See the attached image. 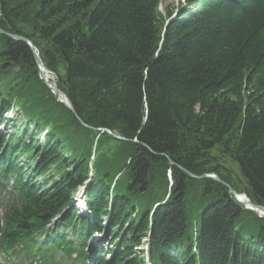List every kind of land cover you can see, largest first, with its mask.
Wrapping results in <instances>:
<instances>
[{"label":"trees","instance_id":"1","mask_svg":"<svg viewBox=\"0 0 264 264\" xmlns=\"http://www.w3.org/2000/svg\"><path fill=\"white\" fill-rule=\"evenodd\" d=\"M160 1L0 0L3 258L264 264V0Z\"/></svg>","mask_w":264,"mask_h":264},{"label":"water","instance_id":"2","mask_svg":"<svg viewBox=\"0 0 264 264\" xmlns=\"http://www.w3.org/2000/svg\"><path fill=\"white\" fill-rule=\"evenodd\" d=\"M4 31H2L0 29V33H3ZM8 36L12 37V38H15V39H18V40H21L23 42H25L32 54H33V57H34V60L38 66V70H39V77L41 79H43V81L47 84V87L58 97V100L60 102H62L66 107H68L74 114V109L69 101V99L66 97V95L56 86V82H57V77H56V74L51 72L49 69H47L45 67V65L42 63L37 51H35L34 49V46L33 44L31 43V41L29 39H27L26 37H23V36H19V35H15V34H10L8 32H5ZM44 73H43V72ZM45 72H47L49 75L51 74V78L49 80V82L46 81V79L44 78V75H45ZM76 115V114H75ZM106 131L108 133H110L113 137L115 138H120V139H123L121 138L120 136H118L117 134L115 133H111L110 130L106 129ZM240 174L242 175L241 171H240ZM190 176L194 177L195 175L189 173ZM199 178H203V177H213L215 179H218V177L214 174V175H211L209 176L208 174H201L200 176H198ZM246 182V181H245ZM228 186V190L229 192L235 197V199L241 203L245 208H248V209H251L253 210L255 213H257L259 216H263L264 217V206L262 205H258V204H255L253 202H251L250 200H247V202H244V201H241L239 198H238V194L235 193V191L229 186ZM244 195V194H243ZM241 196V195H240Z\"/></svg>","mask_w":264,"mask_h":264},{"label":"rangeland","instance_id":"3","mask_svg":"<svg viewBox=\"0 0 264 264\" xmlns=\"http://www.w3.org/2000/svg\"><path fill=\"white\" fill-rule=\"evenodd\" d=\"M184 1L185 0H161L160 1V5H159V10L161 12H163L166 9V7H168V6L175 8L178 5V3H180V2L183 3ZM34 49H35V51H37L35 47H34ZM49 77H51V74L49 75ZM17 116H18V114L13 115L12 116L13 119L8 122V127L4 130V132H6V134L9 133L10 131L11 132H14L15 131L16 132V135L19 136L22 133V129L21 128L19 129L18 127L16 128L15 126H13L14 120L17 118ZM213 154H214L213 155L214 157L218 155L216 153V151L213 152ZM227 165L231 168V170H235L234 167H233V165L230 162H228ZM203 174L213 175L214 173L213 172H210V173H203ZM234 174H236V173H234ZM243 193L246 194L245 191H243ZM80 194H81V192H80ZM102 238H103V235L96 234V235H94V236H92L91 238L88 239L87 245L90 246V245H98V244L100 245V244H103V241L104 240H101ZM141 248H143L144 250H146L147 249V244H143L141 246ZM57 259H59V261H61V262H64V260L59 257V254L57 255ZM65 264H69V263H65Z\"/></svg>","mask_w":264,"mask_h":264},{"label":"bare ground","instance_id":"4","mask_svg":"<svg viewBox=\"0 0 264 264\" xmlns=\"http://www.w3.org/2000/svg\"><path fill=\"white\" fill-rule=\"evenodd\" d=\"M43 72V71H42ZM44 73V72H43ZM44 78L46 79L47 82H49L50 80V77H49V74L47 72H45V75H44ZM238 198L241 200V201H244V202H247L248 198L245 196V195H241V196H238ZM258 215V214H257ZM259 216V215H258Z\"/></svg>","mask_w":264,"mask_h":264}]
</instances>
